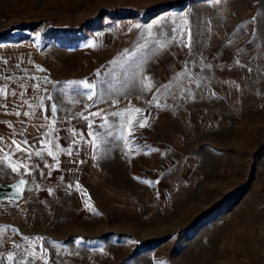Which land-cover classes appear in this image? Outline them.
I'll return each mask as SVG.
<instances>
[{
  "label": "rangeland",
  "instance_id": "rangeland-1",
  "mask_svg": "<svg viewBox=\"0 0 264 264\" xmlns=\"http://www.w3.org/2000/svg\"><path fill=\"white\" fill-rule=\"evenodd\" d=\"M0 264H264V0H0Z\"/></svg>",
  "mask_w": 264,
  "mask_h": 264
},
{
  "label": "snow or ice",
  "instance_id": "snow-or-ice-1",
  "mask_svg": "<svg viewBox=\"0 0 264 264\" xmlns=\"http://www.w3.org/2000/svg\"><path fill=\"white\" fill-rule=\"evenodd\" d=\"M189 38H190V34H189ZM248 71H251V69H248ZM145 79H147V78H145ZM67 83H68L69 85H79V86H82L84 89H88L89 92L86 93L87 98H88L89 100H92V99H93V96L95 95V92H94V91H91V90H93V89L95 88V85L91 84V83L88 82L87 80H71V81H67ZM36 87H37V89H39V85H36ZM145 87L150 89V88H151V85H150V84H146ZM4 94H5V96H7V92H6V91H5ZM13 95H15V93H13ZM48 99L51 100V97H48ZM149 103H152V101H149ZM50 107H51V112H52L53 114H55V112H56V106H55V104H52ZM135 111H136V112H141L140 109H135ZM16 114H17V115H20L19 112H17ZM24 115H27V113H24ZM81 115H83V114H81ZM89 115H91V116H101V112H99V111H97V112H92V113H89ZM112 115L116 116V115H119V113L114 112V113H112ZM84 118L87 119V117H84ZM101 118L104 119V124H106V123H107L106 118H104V117H101ZM146 123H147V118L145 117V119L143 120V122H141V123L139 124V127H144V126L146 125ZM104 124H102L101 127H104ZM89 126H91V125H89ZM130 134H131V133H130ZM74 135H75V133H74ZM88 135H89V136H92L93 133H88ZM108 135H111V133L109 132ZM11 143H12V145L15 146V148L17 149V152L23 154L24 156H28V155H29V154L27 153L26 149L23 148V147H21L22 144H23V145H28V144H29V142H28L27 140H24V141L12 140ZM37 143H43V140H38ZM72 143L75 144L76 141L73 140ZM93 146H95V140H93ZM48 154H49V155H52L51 152H49ZM13 155H15V154H13ZM35 155L39 156V155H40V152H36ZM68 155H69V156L73 155V153H72L71 150L68 151ZM19 158H20V157H17V159H19ZM93 158H95V157H93ZM4 159L7 160L8 157L5 156ZM73 163H76V161H73ZM79 163H84V161H83V160H80ZM58 165H59V162H57V167H58ZM10 167H11V171H12V172H18V171L20 170V169H19L16 165H14V164H13V165H10ZM49 174H50V173H49ZM41 175H44V173H41ZM24 183H25V181H24L23 179H21V180L19 181V184H18V185H14V186H13V187H15V189H16V195H17V196L21 195L22 190H23V189H22V186L24 185ZM68 187L71 188L72 185L69 184ZM49 194H51V190H49ZM8 227H10V226H8ZM13 231H16V230L13 229ZM37 239H39V240H43L44 238H43V237H37ZM82 239H83V238H80V240H82ZM80 240H77V243H79ZM15 247H19V246H18V245H15ZM43 251H44V248H43V246H41V248H40V252H41V254H43ZM28 255L31 256L33 259L36 258V252H35V251L29 252ZM7 259H8V260H13L14 257H13L12 255H9V256L7 257Z\"/></svg>",
  "mask_w": 264,
  "mask_h": 264
}]
</instances>
